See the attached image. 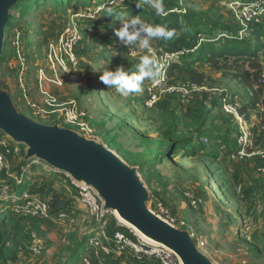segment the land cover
<instances>
[{"label": "rangeland", "instance_id": "374dc122", "mask_svg": "<svg viewBox=\"0 0 264 264\" xmlns=\"http://www.w3.org/2000/svg\"><path fill=\"white\" fill-rule=\"evenodd\" d=\"M46 1L27 0L10 10L11 23L5 30L0 56V90L10 96L15 109L36 123L57 126L102 145L130 168L139 170L140 181L148 192V208L158 215L156 204H163L171 218L165 221L187 232L213 264H264V123L258 108L245 110V129H256L257 135L253 140L249 137L246 155L233 158L228 150L238 146L241 133L238 121L221 107L226 92L236 95L241 106H248L254 89L237 75L249 70L250 59L228 57L220 61L222 69L198 63L196 68L202 69L209 80L203 89L188 97L179 91L182 84L191 83L183 64L185 53L176 60L174 66L178 67L173 73L166 74L155 87L158 105H150L149 88L157 80L145 79L141 91L124 96L104 85L100 72L119 67L134 73L144 55L155 59L159 66L168 52L167 39L152 40L151 53L141 50L138 42L123 45L115 36L121 21L101 13L119 10L123 0H96L98 4L93 9L83 8L77 0L69 5L62 0L58 6ZM163 1L177 2L187 14L219 21L230 30L224 31L225 35L237 31L240 39L258 49V59L263 64L264 35L258 39L251 34V28L242 26L230 7L232 2L250 0ZM182 19L179 14L174 22ZM204 34V38L208 37V32ZM101 35L107 39H101ZM194 43L197 41L191 34L173 52H184L182 47L189 48ZM200 128L220 132L228 139V149L223 150L218 140L210 144L197 139ZM0 134L6 135L2 130ZM189 139L194 140L192 145H204L206 151L184 158L181 144ZM16 145L20 154L8 158L9 169L0 175V221L4 214H13L14 206L9 200L20 195L18 190L39 193L49 200L58 194L71 202L75 215L65 222L54 217L45 223L37 218L35 221L48 232L50 242L27 227L30 251H21L13 264L65 262L80 247L86 248L83 254L92 256V264H158L140 263L111 241L106 243L108 254L99 251V257H94V248L86 242L101 236V232L96 230L98 222L92 208L83 202L71 180L50 170L52 166L47 163L50 167L38 165L39 170L31 169L32 174L20 184L29 147ZM174 149L177 151L172 155ZM107 225L109 238L121 229L142 242L162 245L127 222L118 211L109 214Z\"/></svg>", "mask_w": 264, "mask_h": 264}, {"label": "trees", "instance_id": "16d2710c", "mask_svg": "<svg viewBox=\"0 0 264 264\" xmlns=\"http://www.w3.org/2000/svg\"><path fill=\"white\" fill-rule=\"evenodd\" d=\"M25 1L27 0H21L15 6L20 3H24ZM43 1L44 0H40V2ZM50 1H52L54 5L58 6L61 3L60 1L62 0H47L46 4ZM71 1L72 0H67L68 5ZM154 1L156 3L159 2V0ZM76 3L87 9H93L95 8V5L98 4L96 3V0H77ZM163 8L164 13L157 16L155 13V9L148 3H145V0H123L122 8H119V10L117 9L110 12L103 10L101 13L107 15L109 18H111V20H117L122 17L124 18L125 16H128V18L138 17L145 23L166 26L169 31L173 32V35L166 41L168 46V52L166 53H172L176 49V47L183 46L182 44L186 42V38L193 34V37L197 41V44H190L189 48H186L185 46L182 47L183 49L188 51L186 54L187 56H185L186 58H183V64L185 66L187 74L189 75L191 83L196 84L199 87L206 86L209 77L202 69L196 68V65L198 63L209 64V66L213 69H222L223 66L220 65L221 60L228 59V57H248L250 59V61L248 62L249 70L238 74L237 78L243 80L247 86L251 87L254 90H252V98L248 106H242L240 114L244 117V119H246L245 110L247 108H258L260 121L264 123V85L262 84L261 79L262 63L258 59V49H252L251 45L248 42L240 39L239 33H237V31H234L235 33H232L229 36L227 34L226 36H223L226 33L224 31L230 32V30H228L226 26L220 24L219 21L208 19L201 15L187 14V12H184L177 2L163 1ZM179 14L183 15L184 19L179 20L178 22H174L175 17ZM10 23L11 19L9 18L7 27ZM249 31H251V34L256 35L258 39H261L264 35V28L262 26H254ZM204 32H208V35H206L208 37H203V35H205ZM105 37L106 36L101 35V39H107ZM262 48H264V45H262ZM174 64H177V61H173L168 65V68H166V74L171 75L173 71L178 67L174 66ZM157 103L158 102L154 103V105H158ZM250 133V140L255 139L257 130L253 129ZM196 138L202 141H207L208 143L210 142V144L218 140L220 141L219 146L221 148L224 147L223 150L228 149V139L218 131L215 134L210 130L206 131L203 130V128H200L196 134ZM259 139L260 140H256V146L259 144V141H261L262 138L260 137ZM192 143H194V140L189 139L185 143L181 144V146L184 148V158L192 157L197 153L206 151V147L204 145L198 143L192 145ZM237 143L238 146L236 148L228 150L229 155H231L233 158L239 157V152L241 150H245V152L247 153L246 149L248 147V144L241 145L239 144V140L237 141ZM176 151L177 149H174L171 154H175ZM32 160L33 158L28 159L25 165L22 167L26 168V171L25 173L22 172L21 174L22 177L20 184L25 182V179H27V175L32 174L31 169H33V171L39 170L37 168L38 164L33 163ZM44 165L48 166L45 162H43V165L41 166L44 168ZM42 170L44 171V169ZM26 191L27 190H18L19 193L21 192L20 195L17 194V196L14 198L11 197L9 203H22L23 201H21V199ZM29 193L37 194L40 196L39 193ZM40 197L49 205L50 219L56 217L58 221L61 214L75 215V211L70 208L71 202H69V200L62 199L58 194H53L50 200L44 199L42 196ZM17 216L18 215L14 213L4 214L2 220L0 221V264H9L10 261L13 264L16 262V260L19 259V254L21 251H30V242L29 239H27L28 235L26 234L27 227L30 230H34L38 237L45 239V241L47 242H50L48 238H46L48 232L45 229L41 228L38 222L35 221L38 220L37 218L27 215H21L20 217ZM108 216L109 214H107L103 218V223L106 222L108 224ZM39 220L45 221V223L48 222V219ZM97 229H99L98 225L96 230ZM106 232L108 233V235H110L108 225L106 226ZM113 233L111 234V237H113ZM129 235L130 237L134 238L132 234ZM86 243H89L88 240ZM85 249L86 248L80 247L75 255L69 257L65 262H57L56 264H78V262L80 261L79 255L81 256V264H83L82 258L85 253L83 254L81 251H85ZM129 253L133 256L131 252ZM148 262L151 263L156 261ZM158 264L160 263L158 262Z\"/></svg>", "mask_w": 264, "mask_h": 264}, {"label": "water", "instance_id": "95a60500", "mask_svg": "<svg viewBox=\"0 0 264 264\" xmlns=\"http://www.w3.org/2000/svg\"><path fill=\"white\" fill-rule=\"evenodd\" d=\"M19 1L0 0V56L10 10ZM0 130L17 144L29 147L27 159L37 158L75 181L94 187L107 211H118L140 232L172 249L183 264H213L187 232L171 226L148 208V192L140 181L139 170L130 168L112 151L72 131L34 122L19 113L10 96L1 90Z\"/></svg>", "mask_w": 264, "mask_h": 264}, {"label": "built area", "instance_id": "2783aa9c", "mask_svg": "<svg viewBox=\"0 0 264 264\" xmlns=\"http://www.w3.org/2000/svg\"><path fill=\"white\" fill-rule=\"evenodd\" d=\"M230 7L237 19L241 21L242 26H244L245 28L249 29L254 26L264 25V0H251L248 3H244L242 1L232 2L230 4ZM242 33L244 32L241 31L240 34ZM223 36L226 35L224 34ZM67 46L70 47L69 44H67ZM187 52L188 51L184 50V52L176 51L172 53H165L163 55L162 62L159 65L161 74L157 77V81L153 83L154 86L152 85L149 88L148 95L150 105L156 103L158 100V97L155 94V87L165 80L166 66L169 65L171 62L176 61L181 55ZM261 79L262 84L264 85V62L262 64ZM201 89L203 88L197 86L196 84L189 83L182 84L179 88V91L190 97L193 93ZM221 107L225 114L235 118L238 121V126L241 133L239 144H248L250 132L248 129H245L247 126L242 121L244 117L240 114V110L242 107L240 99L236 95L226 92V94L221 100ZM13 141L7 134H0V175L2 174V172L8 171L9 169L8 158L12 155L16 156L20 154L19 148L16 145L17 143L14 141V144ZM239 154L241 156H244L246 155V152L245 150H241ZM32 162L38 165H43V161L37 158H33ZM46 167L49 166H45V168ZM50 170L62 173L66 176V178H69L71 180L72 184L80 192L83 202H85L88 206L92 208L93 214L97 218L98 224H102L101 228L99 226L101 236L92 237V239L89 241L90 245L95 250L94 257L98 258L101 252L108 254L110 252V248L106 245V243L111 241L119 251L131 252L135 259L139 262L157 261L160 264H182L179 256L167 246L163 244L154 245L142 242L139 239L130 237L121 229L114 231L113 237L109 238L108 233L106 232L107 223H103V218L107 214H110L112 211L106 210L105 201L97 192V190L94 187L85 184L84 182L75 181L67 173L59 171L52 167L50 168ZM25 171L26 168H22V172L25 173ZM21 201L23 202H16L15 204H13L14 207L12 210L14 211V214L27 215L39 219H50L49 205L39 195L24 193ZM156 210L158 213V217H160L164 221L166 219L171 220L170 213L164 208L163 204L157 203ZM153 213L156 215V212ZM70 216L71 214H61L59 216V220L63 222L68 221L70 219ZM91 259L92 256L84 255L82 258V262L83 264H92Z\"/></svg>", "mask_w": 264, "mask_h": 264}, {"label": "clouds", "instance_id": "9594fccd", "mask_svg": "<svg viewBox=\"0 0 264 264\" xmlns=\"http://www.w3.org/2000/svg\"><path fill=\"white\" fill-rule=\"evenodd\" d=\"M145 3L155 9L157 16L164 13L163 0H159L158 3L145 0ZM119 20L122 26L115 31L119 41L125 46L137 45L138 42L137 46L141 50H147L148 53L152 52V40L168 39L173 35L166 26L145 23L138 17H130L126 20L122 17ZM136 67L137 71L131 74L119 67L115 71L107 69L100 72L99 79L108 88H115L121 95L128 96L141 91V85L145 79L155 81L161 74L156 60L149 55L142 56Z\"/></svg>", "mask_w": 264, "mask_h": 264}]
</instances>
